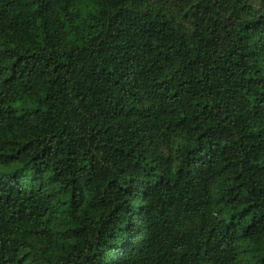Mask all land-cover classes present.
<instances>
[{"label":"trees","instance_id":"1","mask_svg":"<svg viewBox=\"0 0 264 264\" xmlns=\"http://www.w3.org/2000/svg\"><path fill=\"white\" fill-rule=\"evenodd\" d=\"M0 264H264V0H0Z\"/></svg>","mask_w":264,"mask_h":264}]
</instances>
